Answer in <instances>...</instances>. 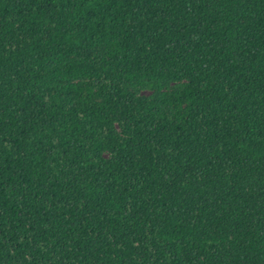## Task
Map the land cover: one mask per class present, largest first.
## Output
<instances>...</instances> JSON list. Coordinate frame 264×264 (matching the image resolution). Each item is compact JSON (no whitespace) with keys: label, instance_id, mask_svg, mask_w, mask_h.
Instances as JSON below:
<instances>
[{"label":"trees","instance_id":"trees-1","mask_svg":"<svg viewBox=\"0 0 264 264\" xmlns=\"http://www.w3.org/2000/svg\"><path fill=\"white\" fill-rule=\"evenodd\" d=\"M0 264H264V0H0Z\"/></svg>","mask_w":264,"mask_h":264}]
</instances>
